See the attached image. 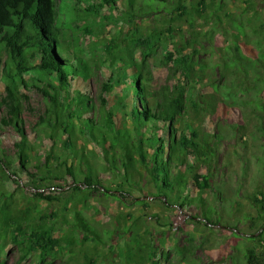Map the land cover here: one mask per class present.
<instances>
[{"label":"trees","instance_id":"16d2710c","mask_svg":"<svg viewBox=\"0 0 264 264\" xmlns=\"http://www.w3.org/2000/svg\"><path fill=\"white\" fill-rule=\"evenodd\" d=\"M230 1L0 0V109L9 113L0 122V264L10 261V242L19 254L14 264H199L203 242L188 237L172 249L158 244L145 225L146 209L151 201L175 211L192 208L210 230L238 231L239 218H230L244 186L227 197L213 178L230 139L242 149L235 150L245 174L255 163L262 178L254 177L253 192L245 190L255 214L244 213L252 232L243 257L245 264H264V11L258 0L229 10ZM111 13L130 28L121 44L107 46L103 88L110 95L118 90L116 100L101 95L96 107L94 57L70 31L80 19L111 20ZM159 51L173 79L164 85L151 61ZM205 82L208 91L197 86ZM20 85L48 99L43 122L68 151L52 149L41 162L19 124ZM225 112L236 119L205 128L207 117ZM11 124L21 135L15 154L3 145ZM77 131L100 146L101 154L92 150L94 162L77 145ZM105 169L119 180L116 188L103 179ZM19 173H27L37 191L69 186V196L27 194L17 180L15 191L3 190V181ZM208 191L216 193L220 209L205 198ZM94 197L102 199L96 214L107 207L103 199L128 211L114 216L112 228L100 217L93 223L86 214ZM68 203L74 221L52 208L69 211Z\"/></svg>","mask_w":264,"mask_h":264},{"label":"rangeland","instance_id":"374dc122","mask_svg":"<svg viewBox=\"0 0 264 264\" xmlns=\"http://www.w3.org/2000/svg\"><path fill=\"white\" fill-rule=\"evenodd\" d=\"M245 3V0H231L228 9L235 10L238 6L244 7L246 6ZM258 3L264 11V0H258ZM110 17L111 20H104L99 17L96 19L93 17L80 19L77 25H75L74 28H71L70 31V33L78 39L79 44L94 57L93 62L95 66V73L90 81V93L96 107L100 106L101 95L107 98V100H109L112 104L116 100L118 90L110 95L105 92L103 88V82L106 81L109 76V49L107 46L111 43L112 47H115L117 44H121L124 32L130 28L127 23L119 19L118 13H111ZM92 21L94 22L93 25L91 24ZM162 57L163 52L159 51L158 54L151 59L155 78L159 85L173 82V79L170 80L171 75L169 67L165 66L162 61ZM1 74L2 73H0V79L2 77ZM197 86L206 91L209 90L207 82ZM5 94L6 92L4 91L3 95ZM118 95H121V93L118 92ZM18 97L22 107L21 113L19 114V119L22 120V123L19 124L23 125V130L25 131L26 136L34 145L36 151L42 155L41 162H46L45 157L48 155V152H52V149H54L52 153L58 154L68 151L63 147L62 142L56 143L55 139H52L51 135L54 133V130L45 125L43 122V119L46 117L48 107V99L44 96V94L34 87L27 89L23 85H20ZM235 114L225 112L223 117H207L205 128L206 126L208 128H212L217 123L222 125L228 120L229 122H232L236 119ZM8 116L9 113L7 108L4 106L0 109V122H2L3 118L8 119ZM76 124L78 126V130L80 128L79 123ZM18 131L19 130L12 124L5 126L3 145L9 154H15L17 151V147H15L14 144L16 142H20L21 140V135ZM77 134V145L79 148L84 147L85 154L91 162H94L95 157L93 156L92 150L101 154L100 146L94 141H90L79 134V131H77ZM65 138L66 135L63 136V140ZM235 149L242 152L240 145L236 146L234 141L231 139L225 143L220 153L221 162L218 166V171L213 178L217 185L223 186L224 194L227 197L234 195L235 188L237 186H244L243 191L245 193L235 197L233 204L234 208H232L233 211L230 218L232 221L233 217L239 218V221L237 222L239 228L238 231H235L233 228L231 229L219 226L210 230L207 226L198 223L201 220V217L199 216L200 211L196 215L192 208H187L185 210L180 209L178 211L170 210L156 202L151 201L146 209V213L149 214V217L145 218V225L150 226V230L153 232V239H156L158 244H162L167 249H172L175 244L182 245L186 243L188 237H194L198 243L203 242V244H201V246H199L196 250V255L201 258L199 264H245L243 249L252 231L248 227V221L244 219V213L248 212L255 214L254 210L251 208L249 200L247 199V192L245 190H248L249 193L253 192L256 186V183H254V177H258L260 183L262 178L258 175L259 172L255 163L251 165L249 170L250 172H248L247 175L245 174V162H242ZM33 159L34 162L37 161L35 157H33ZM51 162L54 161L51 160ZM69 162H72V160ZM32 170H34V168H32ZM32 170H29V172H34ZM19 176L20 177H16L15 175H12V181H3L2 189L6 191H15L17 188V182L14 180H17L26 186L24 189L27 194L32 195L37 192L50 194L51 192L57 191L58 193L56 194L58 196H69V186L60 189L57 188V186L61 184H56V188L54 189H41L37 191L28 183V179L26 177L27 173H19ZM103 179L113 187H117V181L119 180L115 181L111 176V173L106 169L103 170ZM145 181L143 184H145ZM69 182V184H72L71 181ZM138 193L140 194V192ZM19 196L20 192L16 194V198L19 199L16 200L23 201L24 198ZM204 196L210 204L217 206V208L220 209V205L218 204L216 193L214 191H208ZM100 199L98 197H94L90 200L89 212H87L86 215L93 223L99 220L100 217V219L105 223V227L112 228L115 220L114 216L120 212H126L128 210H126L118 202H107L103 199L104 205L107 207H101L102 213L96 214L95 206L99 207L98 200ZM65 206H67L69 211L65 210L64 206L57 207L56 205L52 208L57 209L60 213H64L69 220L74 221L73 214L71 213L73 209L70 210L72 208V204L68 203ZM132 210L135 214L139 213V207L133 208ZM193 216L198 217L194 219ZM8 250L11 252V256L9 258V263L7 261V264H14L19 258L17 246L10 242L9 246L7 245L5 252L7 253ZM28 264H34V261Z\"/></svg>","mask_w":264,"mask_h":264}]
</instances>
